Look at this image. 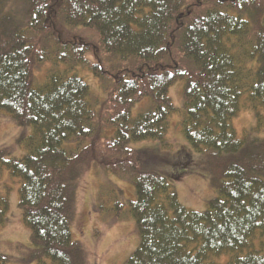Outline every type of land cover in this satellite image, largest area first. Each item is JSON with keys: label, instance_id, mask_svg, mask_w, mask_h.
Here are the masks:
<instances>
[{"label": "trees", "instance_id": "16d2710c", "mask_svg": "<svg viewBox=\"0 0 264 264\" xmlns=\"http://www.w3.org/2000/svg\"><path fill=\"white\" fill-rule=\"evenodd\" d=\"M47 63L66 69L37 84ZM80 65L102 95L71 72ZM179 80L185 138L217 190L202 212L182 205L168 177L130 147L164 142ZM244 109L264 125V0H0V112L32 128L18 140L22 157L0 150V170L21 181L36 264H87L73 224L78 182L91 169L135 187L139 244L124 264H215L226 254L225 264H264V137L259 127L239 136L232 121ZM9 210L0 192V226Z\"/></svg>", "mask_w": 264, "mask_h": 264}, {"label": "rangeland", "instance_id": "374dc122", "mask_svg": "<svg viewBox=\"0 0 264 264\" xmlns=\"http://www.w3.org/2000/svg\"><path fill=\"white\" fill-rule=\"evenodd\" d=\"M57 69L64 70L66 65L47 63L40 66L36 71V83L42 84L49 73ZM71 72L80 76L95 96L103 94L101 81L87 67L76 66ZM185 83V80H179L170 88L169 95L177 111L169 119L164 142L144 140L133 142L130 147L144 151L147 170L168 177L182 205L202 212L217 195V190L211 183L212 172L205 156L193 149L183 132ZM145 102L147 100L133 110V116L141 112L138 108L143 107ZM262 113L264 116V111ZM232 125L239 136L245 130L259 127L258 135L264 137V125L259 126L258 117L251 109L242 110L233 119ZM31 133L32 128L19 127L6 112H0V150L8 151V157H22L25 154L26 148L20 146L18 140ZM182 172L185 175L181 179L173 180L175 173ZM20 186V179L12 176L7 168L0 170V192L9 196L10 200L9 221L0 226V255L8 258L7 264H36L30 258V230L23 222L19 207ZM136 198L135 187L130 181L101 173L97 169L84 173L78 182L73 236L84 245L88 253L87 264H124L135 251L139 234L130 202ZM118 203L125 205L124 212L119 221H113ZM230 258L231 254H226L213 260L215 264H225Z\"/></svg>", "mask_w": 264, "mask_h": 264}]
</instances>
